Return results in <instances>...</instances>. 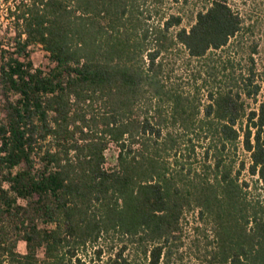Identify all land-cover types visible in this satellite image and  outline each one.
Segmentation results:
<instances>
[{
  "label": "trees",
  "instance_id": "1",
  "mask_svg": "<svg viewBox=\"0 0 264 264\" xmlns=\"http://www.w3.org/2000/svg\"><path fill=\"white\" fill-rule=\"evenodd\" d=\"M11 1L0 264H264L259 41L235 0H208L188 26L150 23L137 0ZM174 47L186 86L163 61Z\"/></svg>",
  "mask_w": 264,
  "mask_h": 264
},
{
  "label": "rangeland",
  "instance_id": "2",
  "mask_svg": "<svg viewBox=\"0 0 264 264\" xmlns=\"http://www.w3.org/2000/svg\"><path fill=\"white\" fill-rule=\"evenodd\" d=\"M139 10L143 11L144 16L150 14L148 21L150 23H161V18L167 17L170 14L180 15L182 17V25L188 26L195 11L201 8L208 0H137ZM235 2L244 11L246 17L250 22L255 24L254 37L259 41V52L255 54V60L257 64L258 79L262 83V89L258 95L257 104L252 103V107H257L258 102L264 100V0H235ZM5 21V19H3ZM175 28H173L174 30ZM31 59L34 67H44L49 63L47 55L40 47L35 48L31 53ZM164 64L168 68V74L171 80L181 82L186 86L185 82L188 80V72H186L185 64H187V53L179 48L174 47L172 51L168 52L164 56ZM192 65L195 61L192 60ZM108 156H111V152L108 151ZM239 157L247 159L246 154H240ZM242 175H246L243 172ZM184 225V239L186 243H189L193 237H196V231L194 225L197 224L196 216L193 213H189L186 216ZM18 250L24 252V242L18 243ZM187 256V254L185 255ZM187 258L185 257L184 260Z\"/></svg>",
  "mask_w": 264,
  "mask_h": 264
},
{
  "label": "built area",
  "instance_id": "3",
  "mask_svg": "<svg viewBox=\"0 0 264 264\" xmlns=\"http://www.w3.org/2000/svg\"><path fill=\"white\" fill-rule=\"evenodd\" d=\"M9 7L10 8L13 7V3L11 0L8 1V5L4 3V0H0V42H1L0 50L6 49L8 51H14L15 44L12 37L15 34V26L12 20L13 17H10L8 15ZM3 19H5V21ZM0 88H1V81H0ZM1 116H2V98L0 95V117Z\"/></svg>",
  "mask_w": 264,
  "mask_h": 264
}]
</instances>
